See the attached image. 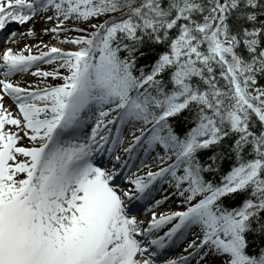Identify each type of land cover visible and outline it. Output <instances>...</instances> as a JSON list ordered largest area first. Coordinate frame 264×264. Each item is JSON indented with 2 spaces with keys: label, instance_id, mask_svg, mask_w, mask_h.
Wrapping results in <instances>:
<instances>
[{
  "label": "snow or ice",
  "instance_id": "obj_1",
  "mask_svg": "<svg viewBox=\"0 0 264 264\" xmlns=\"http://www.w3.org/2000/svg\"><path fill=\"white\" fill-rule=\"evenodd\" d=\"M40 18L77 47L0 52V264H264V0H0V43Z\"/></svg>",
  "mask_w": 264,
  "mask_h": 264
},
{
  "label": "bare ground",
  "instance_id": "obj_2",
  "mask_svg": "<svg viewBox=\"0 0 264 264\" xmlns=\"http://www.w3.org/2000/svg\"><path fill=\"white\" fill-rule=\"evenodd\" d=\"M13 23H15V22H13ZM13 23L8 25V28L11 30H12V28H10V26ZM56 23L57 22L55 20L49 21V20L44 19V18L36 19L34 25L32 23H29L27 25V27L25 28V30H27V28H31L34 26L35 36H26V34H24L22 36H18L17 41L14 43H7V44L2 43L1 45H3L4 48L12 47L13 50H22V49H24L25 46H29V47H31L33 54L37 53L38 51L46 50L44 48V45H48V47L55 46V45H53L55 42L59 43L58 45H61L63 47L68 46L67 43H61L60 42L64 38L63 34L58 36L57 34L51 32V31H48V32L44 31V29H46V28L51 29L52 27L56 26ZM68 35H71V33H68ZM41 41L43 43H41ZM76 47H77L76 45L72 46L73 49H75ZM47 65H49V64H47ZM43 66H44V63H41L40 67L42 69H44ZM32 71H34V69L30 70L28 73L17 74L16 76H14L15 79L13 82L19 83V85L22 87L36 88L35 86H33L28 81L29 80L28 76L31 75ZM0 78L3 79V76L0 75ZM19 80H20V82H19ZM123 146H126V144ZM123 146H121V149H120L121 152H122ZM103 161L107 162L108 157L107 156L103 157ZM130 162H131V160L129 161V163ZM133 171H135V168H133ZM164 195H165V192L161 191L157 195L156 198L160 199ZM175 207H179V204L176 205L171 199H169L168 201L164 202V204L161 206L159 211L166 212L168 210L166 208L171 209V208H175ZM173 210H175V209H173ZM139 218L143 220V219H147V216L144 214H141ZM189 239H191V237H189ZM186 243H187V241H181V242H177L176 243L177 245L176 244L173 245L168 250V258L176 259V258H179L181 256H186L187 252L184 251V249L186 247ZM189 251H192V250L189 249ZM189 264H213V263L209 262L207 257H205L204 261L201 262L200 258L198 256L193 255L192 257L189 258Z\"/></svg>",
  "mask_w": 264,
  "mask_h": 264
},
{
  "label": "rangeland",
  "instance_id": "obj_3",
  "mask_svg": "<svg viewBox=\"0 0 264 264\" xmlns=\"http://www.w3.org/2000/svg\"><path fill=\"white\" fill-rule=\"evenodd\" d=\"M56 24H57V23H56ZM66 24H70V22H66ZM81 27H86V25H81ZM25 28H26V27H25ZM25 28H24V29H18V28L15 27L13 30H19V32H23V33L26 34V31H27V30H25ZM70 33H71V36H76V35L80 34V33H77V32H75V31L70 32ZM26 36H28V35H26ZM58 44H59V43L55 42L53 45H55V47H59L60 45H58ZM67 45H68L69 47H71V48H69L68 46H64V47H65L64 50H74V49H72V46H73L74 44L67 43ZM59 48H60V47H59ZM62 49H63V48H62ZM57 63H58V62H57ZM43 67H44L43 70H49V71H50L52 68L56 67V63L49 64V65H47V64L44 63V66H43ZM60 70H61V71H64L63 69H60ZM28 79H29L28 81H29L33 86H35V87H37V86H39V87H42V86H43V87H44V86H45V83H47V84H56L57 82H60V81H61L60 79H53L52 77H48V78L45 80V78L37 77V76H34V75H32V74H31L30 76H28ZM19 82H20V80H19ZM8 101H9V100H7L6 98L3 99V102H4L5 106H6L7 108H9V109L13 112V114H15L16 112H15L14 109L11 107V105L9 104ZM8 127H12V126H8ZM130 139H131L130 136H126L125 144H126ZM20 143H21L22 145H27V144H28V139H27V137H25L23 140H21ZM145 147H146V146H145ZM139 155H140V156H143V151H142V150L139 152ZM155 155H156L155 152H153V153L151 154V156L148 158V162H149V163L152 162V156H155ZM130 164L138 165V164H139V160H138V159L131 160ZM163 187H164V188H168V185H167V184H164ZM168 191L170 192L171 189H168ZM166 195H168V192H165V195H164V196H166ZM170 199H171L176 205H178V203L176 202V201H178V198H177V197L172 196ZM176 208H178V207L171 208V209L166 208V209H168L167 211H169V210H173V209H176ZM176 245H177V244H176ZM207 258H208V261H209V262H211V263H213V264H216L217 258L212 257V256H207Z\"/></svg>",
  "mask_w": 264,
  "mask_h": 264
},
{
  "label": "trees",
  "instance_id": "obj_4",
  "mask_svg": "<svg viewBox=\"0 0 264 264\" xmlns=\"http://www.w3.org/2000/svg\"><path fill=\"white\" fill-rule=\"evenodd\" d=\"M143 62L144 61L142 59L141 60V63H143ZM259 83L264 84V79H262L261 81H259ZM208 151H209V154H210L211 150H208ZM231 162L232 161L230 159H228L227 157H225L224 161H222V163H221V167L224 168V169H227L230 166ZM250 239L253 240V248H255L256 246H258L261 243V238L260 237L253 236V237H250Z\"/></svg>",
  "mask_w": 264,
  "mask_h": 264
}]
</instances>
